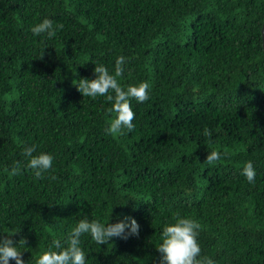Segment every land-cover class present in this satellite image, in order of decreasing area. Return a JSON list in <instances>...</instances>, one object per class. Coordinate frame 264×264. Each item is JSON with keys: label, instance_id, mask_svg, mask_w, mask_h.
I'll return each instance as SVG.
<instances>
[{"label": "trees", "instance_id": "trees-1", "mask_svg": "<svg viewBox=\"0 0 264 264\" xmlns=\"http://www.w3.org/2000/svg\"><path fill=\"white\" fill-rule=\"evenodd\" d=\"M45 16L61 25L53 37L30 30ZM263 20L264 0H0V231L25 238L26 264L80 215L118 213L138 233L83 235L86 264H158L175 213L200 223L216 264H264ZM119 55L118 82L150 87L130 100L135 127L113 134L110 102L75 83L94 62L114 74ZM25 144L54 155L43 177L24 166ZM212 149L225 155L209 163Z\"/></svg>", "mask_w": 264, "mask_h": 264}, {"label": "clouds", "instance_id": "clouds-1", "mask_svg": "<svg viewBox=\"0 0 264 264\" xmlns=\"http://www.w3.org/2000/svg\"><path fill=\"white\" fill-rule=\"evenodd\" d=\"M61 27L54 24L47 16L30 26L34 34H44L53 37ZM127 57L119 55L115 59V73L109 71L103 63H95L94 77H81L75 86L83 96L96 98L103 96L110 102L109 112L115 116L109 121L108 133L118 134L123 128L131 130L135 127L133 118L135 112L131 105V98L142 102L148 98L149 82L141 80L138 83H128L122 86L117 76L122 74ZM204 135H211L208 128L204 129ZM23 154L26 159L25 167L33 171L34 177L40 178L53 168L54 155L48 151H37L34 144H25ZM225 155L217 149L207 151L205 161L211 163L218 161ZM21 170V162L16 161L11 167V173L16 174ZM242 174L249 182H255L256 168L251 160L246 161L242 168ZM112 219V217H111ZM110 219V220H111ZM102 222L89 215H80L75 226L63 240L55 239L46 250L36 257L35 264H86L87 256L81 246L82 236L87 234L93 241L101 245L110 241L112 237L127 238L138 233L139 224L130 214L116 215L114 222ZM200 223L187 215L175 213L170 222L162 227L161 240L157 246L160 253L158 264H216L209 256L201 254V245L198 241ZM17 231H13L15 233ZM0 231V264H26L22 250L26 247L25 238L14 241L11 234L4 235ZM23 245V247H21Z\"/></svg>", "mask_w": 264, "mask_h": 264}, {"label": "water", "instance_id": "water-1", "mask_svg": "<svg viewBox=\"0 0 264 264\" xmlns=\"http://www.w3.org/2000/svg\"><path fill=\"white\" fill-rule=\"evenodd\" d=\"M261 37H262V45L264 49V20L262 22V27H261Z\"/></svg>", "mask_w": 264, "mask_h": 264}]
</instances>
